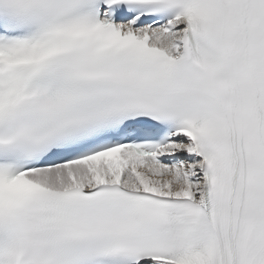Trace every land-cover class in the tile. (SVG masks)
<instances>
[{
    "label": "snow or ice",
    "instance_id": "6c2138e0",
    "mask_svg": "<svg viewBox=\"0 0 264 264\" xmlns=\"http://www.w3.org/2000/svg\"><path fill=\"white\" fill-rule=\"evenodd\" d=\"M0 264H264V0H0Z\"/></svg>",
    "mask_w": 264,
    "mask_h": 264
}]
</instances>
